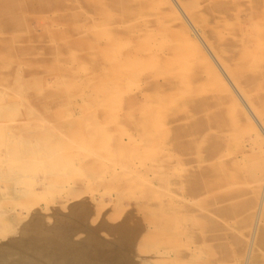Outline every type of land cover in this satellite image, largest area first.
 <instances>
[{
	"label": "rangeland",
	"instance_id": "obj_1",
	"mask_svg": "<svg viewBox=\"0 0 264 264\" xmlns=\"http://www.w3.org/2000/svg\"><path fill=\"white\" fill-rule=\"evenodd\" d=\"M245 106L264 0H0V264H264Z\"/></svg>",
	"mask_w": 264,
	"mask_h": 264
},
{
	"label": "bare ground",
	"instance_id": "obj_2",
	"mask_svg": "<svg viewBox=\"0 0 264 264\" xmlns=\"http://www.w3.org/2000/svg\"><path fill=\"white\" fill-rule=\"evenodd\" d=\"M170 2H171V1H170ZM174 5H175V4H174ZM174 8H175V7H174ZM178 9H179V8H178ZM175 10H176V9H175ZM176 11H177V10H176ZM179 11H180V10H179ZM179 11H177V12L179 13ZM180 12H182V11H180ZM182 13H183V12H182ZM185 13H186V12H185ZM178 15H179V14H178ZM179 16H180V15H179ZM183 17H184V16H183ZM180 18H181V17H180ZM187 19H188V18H187ZM187 19H186V20H187ZM182 20H183V19H182ZM186 20H185V22L188 23V21H186ZM183 22H184V21H183ZM186 23H185V24H186ZM190 23H191V22H190ZM187 25H189V23H188ZM188 27H191V25H189ZM191 29H192V31L195 33V31L193 30L192 27H191ZM196 31H197V30H196ZM192 35H193V34H192ZM194 38H197V36L194 37ZM199 38H200V37H199ZM199 38H198V39H199ZM196 41H197V40H196ZM199 42H200V41L198 40V43H199ZM201 42H202V41H201ZM234 42H235V41H234ZM199 44H200V43H199ZM205 45H206V44H205ZM200 46H202V45H200ZM207 48H208V47H207ZM205 50L207 51L206 54L208 53V55L210 56V57H208V58L212 59V62L215 64L216 68H218V70H219L218 72L221 73V71H223V72H222V75H223L224 78L226 79V80H225L226 83H227V81H229L227 84H229V85L232 87V89L234 90V93H236V95L239 96V94L237 93V91H238L237 88H236L237 86L235 87L234 83L231 82V80L229 79V76H230V75L228 76V80H227V78L225 77V75L227 76V74L225 73V69L223 70L222 65L219 64V62L216 60V58L214 59L213 56H211V54L209 53V50H207L206 47H205ZM204 52H205V51H204ZM214 56H215V55H214ZM210 59H209V60H210ZM222 62H224V61H222ZM210 64H211V63H210ZM214 64H213V65H214ZM223 64H224V63H223ZM210 66H211V65H210ZM215 66H214V67H215ZM228 66H230V65H228ZM228 66H227V67H228ZM249 66H250V65H249ZM249 66H248V67H249ZM229 69H231V68H229ZM258 69H259V68H258ZM216 70H217V69H216ZM230 72H231V71H230ZM247 72H248V71H247ZM253 72H254V71H253ZM223 73H224V74H223ZM255 73H256V72H255ZM252 74H253V73H252ZM220 75H221V74H220ZM224 78H223V79H224ZM232 85H233L235 88H234ZM231 87H230V88H231ZM232 89H231V90H232ZM235 89H236L237 91H236ZM69 92H70V91H69ZM69 92H68V93H69ZM234 93H233V94H234ZM241 93H242V92H241ZM74 94H75V93H74ZM242 95H243V94H242ZM245 95H246V94H245ZM235 97H236V96H235ZM241 97H242V96H239L238 98H239L240 100H242V101H245L244 99H242L243 97H242V98H241ZM236 98H237V97H236ZM247 98H248V97H247ZM19 101H20V100H19ZM238 101H239V100H238ZM245 103H246V102H245ZM241 104H242V102H241ZM248 104H249V103H248ZM242 107H243V106H242ZM250 108H251V107H250ZM243 110H244V109H243ZM245 110H246V109H245ZM245 110H244V111H245ZM250 111H251V110H249V112H248V111H246V112H248V114L250 115V117H253V118H254V117H255L254 113H253L252 111H251V112H250ZM248 114H247V115H248ZM256 116H257V115H256ZM248 117H249V116H248ZM222 118H223V117H222ZM258 118H260V117H258ZM254 119L258 122V124L260 125L261 129L263 130V132H261V130L259 129L258 125L255 123ZM254 119H251V118H250V120H252V122H254L256 128L258 129V131L260 132V134L262 135V137H263V139H264V127H263V124H261V123L259 122L260 119L257 120L256 117H255ZM178 166H179V165H178ZM173 171H174V170H173ZM176 199H177V198H176ZM178 201H179V200H178ZM183 202H184V201H183ZM191 206H192V205H191ZM200 211H201V210H200ZM172 212H173V211H172ZM177 213H178V212H177ZM159 221H160V220H159ZM159 224H160V223H159Z\"/></svg>",
	"mask_w": 264,
	"mask_h": 264
},
{
	"label": "water",
	"instance_id": "obj_3",
	"mask_svg": "<svg viewBox=\"0 0 264 264\" xmlns=\"http://www.w3.org/2000/svg\"><path fill=\"white\" fill-rule=\"evenodd\" d=\"M221 73H222V71H221ZM224 77V76H223ZM238 96V95H237ZM239 97V96H238ZM240 100V99H239ZM242 103H243V101L242 100H240ZM245 108H246V110L249 112V110H248V108L245 106ZM253 118V117H252ZM254 119V118H253ZM254 121H255V123L258 125V127H259V129L261 130V132H263V130L261 129V127H260V125L258 124V122L254 119Z\"/></svg>",
	"mask_w": 264,
	"mask_h": 264
}]
</instances>
